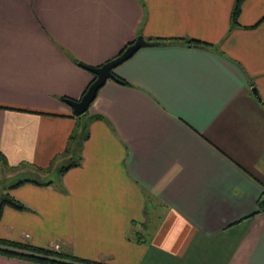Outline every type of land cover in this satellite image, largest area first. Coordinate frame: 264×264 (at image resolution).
I'll list each match as a JSON object with an SVG mask.
<instances>
[{"label":"crops","instance_id":"1","mask_svg":"<svg viewBox=\"0 0 264 264\" xmlns=\"http://www.w3.org/2000/svg\"><path fill=\"white\" fill-rule=\"evenodd\" d=\"M233 2L0 0V154L22 170L69 156L61 97L92 78L75 61L138 35L213 47L154 42L116 65L125 83L97 90L78 164L9 189L26 208H2L0 238L107 264H264V0L231 25Z\"/></svg>","mask_w":264,"mask_h":264},{"label":"trees","instance_id":"2","mask_svg":"<svg viewBox=\"0 0 264 264\" xmlns=\"http://www.w3.org/2000/svg\"><path fill=\"white\" fill-rule=\"evenodd\" d=\"M241 1L242 0H234L233 2L230 15H229L231 25L236 24V15L239 11V5ZM147 40L152 41V42H163V41L164 42H176V43L184 44L187 46H200V47H204L207 49H213L211 44L198 41V40H194V39L148 38ZM129 43H127L126 45H128ZM122 49L120 51H122ZM120 51L118 53H120ZM75 63L79 66H81L82 64L76 61ZM113 76L114 77L112 80L118 83H121V84L125 83L121 78L117 77L114 73H113ZM93 78L94 76L92 74V78L89 81V83L93 80ZM86 87L83 89L82 93L85 91ZM65 99L67 98L61 97V100L65 101ZM73 117L75 119V125L67 138V144L63 151L64 154H69L66 164L60 165L53 169L38 168L36 169L37 171L27 170V169L22 170L20 169L19 165L17 166L7 165L4 157L0 154L1 169H5V170L8 169L13 172V174L10 176L0 178V214L4 206H9L15 210H24L26 208L21 202L17 201L16 199H14L13 197L9 195L8 193L9 189L19 186L24 183H31V184H35L39 186H47L53 182L58 183L60 176L68 168L78 164L80 160L79 153H80L81 143L87 136L88 122L90 120L101 119L103 117L99 114H88L87 110L83 112L82 114L73 116ZM52 171H55L56 173V176H57L56 180H52L46 177ZM20 173H27V175L20 176L19 175ZM0 254L11 256V257H16V258L24 259L28 261H33V262H37L41 264H107V263L98 262V261L85 260V259H82V258H79L73 255L70 252L36 247L28 243L12 241V240L3 239V238H0Z\"/></svg>","mask_w":264,"mask_h":264},{"label":"water","instance_id":"3","mask_svg":"<svg viewBox=\"0 0 264 264\" xmlns=\"http://www.w3.org/2000/svg\"><path fill=\"white\" fill-rule=\"evenodd\" d=\"M155 44L152 41H148L143 39L141 36H137L131 43L126 45L120 53L112 57L111 59L103 62L99 66H89L85 64H81V67L89 71L93 74V80L87 85L85 91L80 95L77 100L73 99H65V103L69 105L71 108L72 114L74 116L80 115L85 112L94 99L97 90L103 85L106 79H113V73L111 70L127 59L129 56L132 55L135 50H137L141 46ZM250 91L258 98L255 88L253 86L250 87Z\"/></svg>","mask_w":264,"mask_h":264},{"label":"rangeland","instance_id":"4","mask_svg":"<svg viewBox=\"0 0 264 264\" xmlns=\"http://www.w3.org/2000/svg\"><path fill=\"white\" fill-rule=\"evenodd\" d=\"M66 162H67V159H65V160H63V161H58V162H56V167H58V166H60V165H63V164H66ZM7 170H8V169H6V170L3 169L2 172H0V178L7 177L8 173L10 172V171H7ZM19 175H20V176H26L27 173H20ZM46 177H47V178H50V179H52V180H56V179H57V176H56L55 171L50 172V174H48ZM41 178H42V177H41Z\"/></svg>","mask_w":264,"mask_h":264},{"label":"built area","instance_id":"5","mask_svg":"<svg viewBox=\"0 0 264 264\" xmlns=\"http://www.w3.org/2000/svg\"><path fill=\"white\" fill-rule=\"evenodd\" d=\"M263 203H264V199H263Z\"/></svg>","mask_w":264,"mask_h":264}]
</instances>
